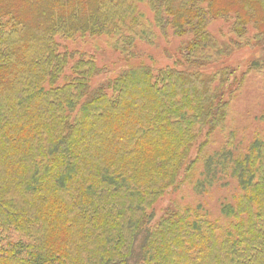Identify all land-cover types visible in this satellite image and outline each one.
Wrapping results in <instances>:
<instances>
[{"label":"trees","instance_id":"16d2710c","mask_svg":"<svg viewBox=\"0 0 264 264\" xmlns=\"http://www.w3.org/2000/svg\"><path fill=\"white\" fill-rule=\"evenodd\" d=\"M251 29L264 43V0H0V229L26 239L0 264H264V133L205 158L237 92V69L211 65ZM86 38L125 65L97 87L108 72L59 42ZM170 38L175 64L138 57ZM199 164L204 194L233 182L225 222L201 202L154 223Z\"/></svg>","mask_w":264,"mask_h":264},{"label":"rangeland","instance_id":"374dc122","mask_svg":"<svg viewBox=\"0 0 264 264\" xmlns=\"http://www.w3.org/2000/svg\"><path fill=\"white\" fill-rule=\"evenodd\" d=\"M144 12L151 18L152 13L147 7ZM231 24H233V21L219 20L212 23L209 30L217 38L226 39L232 35ZM249 34L250 36L246 40L241 41L240 47L234 48L233 52L223 56L218 63L215 62V65H211L213 70H219L227 66L237 69V78L231 81L237 92L235 97L231 98L232 103L228 107V118L225 124L211 138L212 140L205 151V158L207 155L227 147L230 141L234 144H246L256 134L261 135L264 133V66L252 68V62L257 60L264 65V43L254 44L258 38H255L253 29L250 30ZM59 42L62 50L94 57L98 67L108 72L106 75L101 76L93 86L97 87L102 82L99 81L100 79L113 75L112 71H116L115 75H117L125 67L120 54L113 51L106 39L86 38L70 42L59 40ZM180 43V40L170 38L169 42L159 39L154 44H142L139 51L137 50L138 57L153 69L173 65L176 62L174 57L177 56ZM245 72H247V76L243 79L242 75ZM196 154L197 150L194 147L191 157L195 158ZM199 156H204V153ZM202 172V165L199 164L193 171L190 181L184 183L179 192L166 195L154 205L156 212L154 223L159 220L164 212L176 207L177 210L184 207H191L195 210L201 202L205 203L204 207L213 220H218L220 224L225 222L221 212L222 204L232 195L233 182H230V186L225 188L217 185L204 194V190H200L196 185ZM19 241H26V239L13 230L5 232L0 229L1 246L7 247Z\"/></svg>","mask_w":264,"mask_h":264}]
</instances>
